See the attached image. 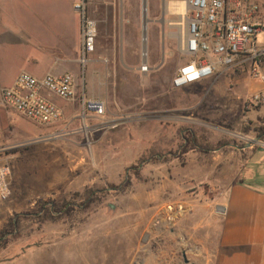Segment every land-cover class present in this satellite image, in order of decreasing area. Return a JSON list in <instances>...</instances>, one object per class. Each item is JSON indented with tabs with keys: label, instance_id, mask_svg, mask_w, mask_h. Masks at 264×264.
Listing matches in <instances>:
<instances>
[{
	"label": "rangeland",
	"instance_id": "374dc122",
	"mask_svg": "<svg viewBox=\"0 0 264 264\" xmlns=\"http://www.w3.org/2000/svg\"><path fill=\"white\" fill-rule=\"evenodd\" d=\"M76 1L38 0L33 12L29 0L0 2L6 9L0 22L9 29L0 34V163L10 166L12 189L0 203V264L21 253L67 250V263L184 264L187 237L197 234L205 217L200 206L236 183L233 168L249 159L238 176L262 178V149L251 154L244 148L257 140L259 119L264 124L254 113L264 104L248 99L264 84L251 80L242 94L176 88L178 70L191 60L183 52L182 25H172L180 20L173 10L179 4L145 0L144 31V0H94L89 15L97 22L96 48L85 65L66 71L75 78L78 99L57 100L62 121L39 125L1 106V89L28 52L18 49L17 55L6 43L13 34L19 38L18 29L30 30L18 42L37 50L41 40L54 44L61 34L66 53L79 59L72 42L73 27H80L72 11ZM254 1L264 9V0ZM257 44L264 47V29ZM239 73L249 74L244 68ZM83 98L101 101L105 113L82 110ZM191 135L207 153L183 154ZM87 197L93 200L79 209ZM49 202L69 203L72 211L38 215Z\"/></svg>",
	"mask_w": 264,
	"mask_h": 264
},
{
	"label": "built area",
	"instance_id": "2783aa9c",
	"mask_svg": "<svg viewBox=\"0 0 264 264\" xmlns=\"http://www.w3.org/2000/svg\"><path fill=\"white\" fill-rule=\"evenodd\" d=\"M94 0H77L73 10L80 18L79 62L85 65L95 51L97 22L89 15ZM184 2L181 15L183 52L191 60L178 70L173 85L183 88L215 76L218 72L249 63L250 76L264 83V47L257 44V34L264 29L263 8L253 0H172ZM174 14L179 17L178 9ZM141 72L148 70L142 65ZM2 101L22 117L39 125H55L62 121L63 110L54 102L59 98L67 103L78 99L75 78L69 74L47 73L36 77L21 72L15 82L1 91ZM253 104H264V90L250 98ZM82 110L97 115L105 113V105L95 99L82 101ZM11 169L0 163V203L12 194Z\"/></svg>",
	"mask_w": 264,
	"mask_h": 264
},
{
	"label": "crops",
	"instance_id": "0c3cea01",
	"mask_svg": "<svg viewBox=\"0 0 264 264\" xmlns=\"http://www.w3.org/2000/svg\"><path fill=\"white\" fill-rule=\"evenodd\" d=\"M17 1L0 0L1 3L6 4H12ZM36 2L38 0H29L27 8L33 12L37 6ZM259 5L262 6V3ZM5 10L0 5V12ZM72 11L76 14L73 8ZM57 25L62 26L61 23ZM23 28L15 32L19 34V38L16 39H14L16 34H13V38H8L2 34L8 38L6 39V43L17 55L21 54L18 49L23 50L27 48L28 51L21 54L26 56V61L22 63L6 86H11L21 72H28L39 78L50 72L56 75L65 74L66 71L75 72L79 59L77 60L73 54L66 53V43H63L61 34H58L54 44L47 42L46 39L44 41L41 40V44L39 45L41 49L37 50L35 47L31 49V47H26L24 43L18 42V40L23 41L25 37L29 36L30 30L26 25ZM7 30L9 29L2 26L0 22V34ZM72 34L74 37V40H72L73 53L78 52L79 55L80 27L78 26V22L73 27ZM0 41L5 43V38ZM26 53L29 54L25 55ZM40 54H43L42 61H40L41 59L38 60L39 56H41ZM249 65L247 63L244 69L248 70ZM43 66L46 67L44 70H41ZM238 70L237 68H232L221 73L218 72L212 78L191 84L189 87L201 88L207 94L225 89H231L233 93L242 94V90L246 88L251 80L264 84L253 79L248 73L237 74ZM262 71L264 73V64H262ZM262 89L264 90V85ZM244 98L240 96L239 100L245 101ZM53 100L60 106L57 100L61 99L54 98ZM1 106L9 108L3 101L1 102ZM60 108L63 110L62 106ZM9 109L13 110L11 108ZM236 111L239 112L240 110ZM248 112L251 113L254 111L248 110ZM254 113L264 116V106L261 110H257ZM253 118L251 117V119ZM259 149H262L261 157L264 159V141L251 139L244 148L246 151H251V154ZM249 164L250 160L248 159L241 163V167H234L233 171L236 173V183L225 186L224 192L218 195V197H215L211 203H205L200 206V211L205 214V217L198 221L197 234L187 237V249L184 248L181 253L184 264H264V168L262 178L257 176V178L261 179L252 178L251 175L247 177L238 176L239 173L248 170ZM262 164L264 166V162ZM51 254H54V256L51 257ZM162 254L168 257L167 252H163ZM151 255L155 254L151 253ZM71 256L72 253L69 250L51 253H21L20 256L7 259L3 264H94L89 258L78 263H67L63 261ZM154 258L157 259L158 257L154 256ZM101 262V264H109L108 258L101 260Z\"/></svg>",
	"mask_w": 264,
	"mask_h": 264
},
{
	"label": "trees",
	"instance_id": "16d2710c",
	"mask_svg": "<svg viewBox=\"0 0 264 264\" xmlns=\"http://www.w3.org/2000/svg\"><path fill=\"white\" fill-rule=\"evenodd\" d=\"M262 119H259V124H256L254 126V133L256 134V138L261 140V141H264V124L262 125L261 121ZM189 144V145H188ZM184 151H183V154L185 153H188L190 150H198L203 152V153H207L208 150L203 148L202 146H199V144L197 143V140L194 138L193 135L189 136L188 137V142L187 144L184 146ZM153 159H157L156 157H153L151 160ZM165 159V158H163ZM150 160V161H151ZM149 162V161H147ZM132 171V170H130ZM93 199L91 197H87V199L82 202V204H80V206L78 207L79 209H82V208H86L88 206V204L90 203V201H92ZM62 207V208H60ZM72 211V207H71V204L67 203L63 206H59L58 204L56 203H44V205L42 206L40 212L38 213L39 214H50V215H65V214H68Z\"/></svg>",
	"mask_w": 264,
	"mask_h": 264
},
{
	"label": "bare ground",
	"instance_id": "6f19581e",
	"mask_svg": "<svg viewBox=\"0 0 264 264\" xmlns=\"http://www.w3.org/2000/svg\"><path fill=\"white\" fill-rule=\"evenodd\" d=\"M176 4H179V12H178V14H179V16H180V20H179V22H177V23H173L172 25L173 26H177V27H180V29H181V25H182V18H181V15L182 14H184V11H185V4H184V2H179V3H176ZM181 35V34H180ZM182 35H183V29H182Z\"/></svg>",
	"mask_w": 264,
	"mask_h": 264
},
{
	"label": "water",
	"instance_id": "95a60500",
	"mask_svg": "<svg viewBox=\"0 0 264 264\" xmlns=\"http://www.w3.org/2000/svg\"><path fill=\"white\" fill-rule=\"evenodd\" d=\"M146 4H145V0L143 2V28L145 31V27H146Z\"/></svg>",
	"mask_w": 264,
	"mask_h": 264
}]
</instances>
